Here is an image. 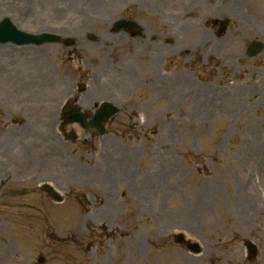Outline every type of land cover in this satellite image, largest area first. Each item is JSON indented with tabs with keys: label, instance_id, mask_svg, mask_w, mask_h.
Here are the masks:
<instances>
[{
	"label": "rangeland",
	"instance_id": "obj_1",
	"mask_svg": "<svg viewBox=\"0 0 264 264\" xmlns=\"http://www.w3.org/2000/svg\"><path fill=\"white\" fill-rule=\"evenodd\" d=\"M6 17L75 47L0 44V264H264V51L246 54L264 44V0H0ZM119 19L142 23L145 55L111 34ZM161 60L155 92L143 80ZM95 80L111 89L85 102ZM71 99L122 112L107 136L67 126L66 142Z\"/></svg>",
	"mask_w": 264,
	"mask_h": 264
},
{
	"label": "water",
	"instance_id": "obj_2",
	"mask_svg": "<svg viewBox=\"0 0 264 264\" xmlns=\"http://www.w3.org/2000/svg\"><path fill=\"white\" fill-rule=\"evenodd\" d=\"M227 25L223 26V31L226 29ZM50 39L48 37H34V36H28L26 34L20 33L16 30V28L14 26H12L10 24V22H8V20H6L2 25H0V41L1 42H7V41H14L16 43H41L44 40ZM264 49V46L260 43H254L252 45V47H250L249 51H248V55L249 56H255L257 54H259L260 52H262ZM107 105H104V107H106ZM107 111V109H104L101 113H99L96 117H95V121L97 122V124L99 123L98 118L100 117H104L105 112ZM117 112L116 108L112 109V113ZM109 117V116H108ZM80 119V115L77 114V116L75 118H73L72 120H79ZM101 131H103V133H105V130L102 126H100ZM46 191H48L55 200L61 201L62 198L60 196H58L54 190L49 187L46 186L44 188ZM176 240L181 243L186 245L191 251L193 252H200V248L197 245H193L190 243H187L184 239V237L182 235H179L176 237ZM249 248V253L251 255V257H255L256 256V247L254 245H252L250 242H247L246 244Z\"/></svg>",
	"mask_w": 264,
	"mask_h": 264
},
{
	"label": "flooded vegetation",
	"instance_id": "obj_3",
	"mask_svg": "<svg viewBox=\"0 0 264 264\" xmlns=\"http://www.w3.org/2000/svg\"><path fill=\"white\" fill-rule=\"evenodd\" d=\"M138 49H139V46H136V50L138 51ZM138 53H140L139 51H138ZM140 54H143V53H140ZM144 84H146V82L143 80V85ZM157 85V87H155ZM160 86H161V83H160V81L159 80H157V81H155L154 82V87H155V89L156 90H160Z\"/></svg>",
	"mask_w": 264,
	"mask_h": 264
},
{
	"label": "bare ground",
	"instance_id": "obj_4",
	"mask_svg": "<svg viewBox=\"0 0 264 264\" xmlns=\"http://www.w3.org/2000/svg\"><path fill=\"white\" fill-rule=\"evenodd\" d=\"M100 94V92H98V95Z\"/></svg>",
	"mask_w": 264,
	"mask_h": 264
}]
</instances>
